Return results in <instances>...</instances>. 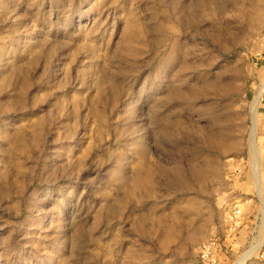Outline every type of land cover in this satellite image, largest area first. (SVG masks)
I'll return each mask as SVG.
<instances>
[{
	"label": "rangeland",
	"instance_id": "obj_1",
	"mask_svg": "<svg viewBox=\"0 0 264 264\" xmlns=\"http://www.w3.org/2000/svg\"><path fill=\"white\" fill-rule=\"evenodd\" d=\"M263 81L264 0H0V264H233Z\"/></svg>",
	"mask_w": 264,
	"mask_h": 264
},
{
	"label": "bare ground",
	"instance_id": "obj_2",
	"mask_svg": "<svg viewBox=\"0 0 264 264\" xmlns=\"http://www.w3.org/2000/svg\"><path fill=\"white\" fill-rule=\"evenodd\" d=\"M264 91V82L259 85V91L256 95L255 99L252 102V127L250 132V155H251V174H252V188L254 193L257 195L259 199V213H260V223L261 227L264 230V179L261 171V162H260V154L261 150L258 147L257 143V127H258V117L259 114L256 112V107L259 104L261 95ZM251 113V112H250ZM264 119V114H263ZM258 246H254L253 249L247 251L244 254H241L240 257L233 264H244L246 260H248L255 252L258 247L264 246V238L262 242H259Z\"/></svg>",
	"mask_w": 264,
	"mask_h": 264
},
{
	"label": "built area",
	"instance_id": "obj_3",
	"mask_svg": "<svg viewBox=\"0 0 264 264\" xmlns=\"http://www.w3.org/2000/svg\"><path fill=\"white\" fill-rule=\"evenodd\" d=\"M264 82V81H263ZM260 103L264 107V91L260 98ZM242 212L238 205H233L224 220V227L226 229L225 235L232 237L242 226ZM226 238V237H225ZM217 243L214 239H209L203 243L199 250V259L203 264H217L218 254L216 253ZM264 260V254L260 255Z\"/></svg>",
	"mask_w": 264,
	"mask_h": 264
}]
</instances>
